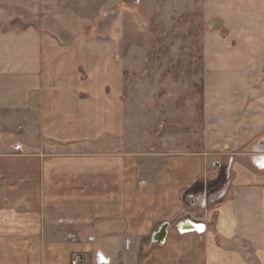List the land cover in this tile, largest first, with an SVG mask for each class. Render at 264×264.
Instances as JSON below:
<instances>
[{"label": "crops", "instance_id": "obj_1", "mask_svg": "<svg viewBox=\"0 0 264 264\" xmlns=\"http://www.w3.org/2000/svg\"><path fill=\"white\" fill-rule=\"evenodd\" d=\"M45 2L0 0V264H264V0H202L210 89L194 152L130 135L110 39L64 14L47 24ZM230 164L218 199L211 176ZM185 219L205 231L181 234Z\"/></svg>", "mask_w": 264, "mask_h": 264}, {"label": "rangeland", "instance_id": "obj_2", "mask_svg": "<svg viewBox=\"0 0 264 264\" xmlns=\"http://www.w3.org/2000/svg\"><path fill=\"white\" fill-rule=\"evenodd\" d=\"M45 4L47 24H54L55 14H64L81 31L95 38L102 32L110 39L111 53L124 67L131 136L144 133L147 137V132L156 139L167 138L168 150H201L205 97L210 89L203 65L207 23L202 0H46ZM211 91L213 97V86ZM261 150V145H254L250 151ZM211 178L213 185H222L219 173ZM150 239L142 241V248L149 246ZM85 259L96 264V258Z\"/></svg>", "mask_w": 264, "mask_h": 264}, {"label": "water", "instance_id": "obj_3", "mask_svg": "<svg viewBox=\"0 0 264 264\" xmlns=\"http://www.w3.org/2000/svg\"><path fill=\"white\" fill-rule=\"evenodd\" d=\"M230 169H231V164L228 165L223 173V183H222V193L217 197L218 199L223 197L225 193L227 192L228 186L230 184ZM209 202V201H208ZM206 202H203L201 204L202 207H205ZM168 229H169V224H164L161 226L158 231L153 235L152 237V244H165L166 238L168 235ZM177 229L181 234H186V233H197V232H204L205 231V225L195 223L190 219H185L181 221L177 225Z\"/></svg>", "mask_w": 264, "mask_h": 264}, {"label": "built area", "instance_id": "obj_4", "mask_svg": "<svg viewBox=\"0 0 264 264\" xmlns=\"http://www.w3.org/2000/svg\"><path fill=\"white\" fill-rule=\"evenodd\" d=\"M198 234H202L203 232H197ZM131 246V241L129 239L126 240V249L128 250ZM96 264H109L111 259L104 257L100 253L96 254ZM70 264H87L85 256L81 254L75 255L73 259L70 261Z\"/></svg>", "mask_w": 264, "mask_h": 264}, {"label": "bare ground", "instance_id": "obj_5", "mask_svg": "<svg viewBox=\"0 0 264 264\" xmlns=\"http://www.w3.org/2000/svg\"><path fill=\"white\" fill-rule=\"evenodd\" d=\"M255 160L260 167L264 168V155H260L259 158H256Z\"/></svg>", "mask_w": 264, "mask_h": 264}]
</instances>
